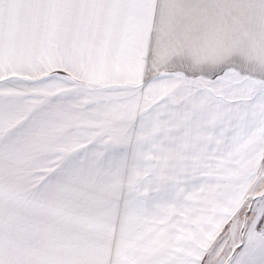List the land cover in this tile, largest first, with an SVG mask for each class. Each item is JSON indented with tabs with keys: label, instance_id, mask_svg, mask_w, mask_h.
Wrapping results in <instances>:
<instances>
[{
	"label": "snow or ice",
	"instance_id": "obj_1",
	"mask_svg": "<svg viewBox=\"0 0 264 264\" xmlns=\"http://www.w3.org/2000/svg\"><path fill=\"white\" fill-rule=\"evenodd\" d=\"M0 264H264V0H0Z\"/></svg>",
	"mask_w": 264,
	"mask_h": 264
}]
</instances>
